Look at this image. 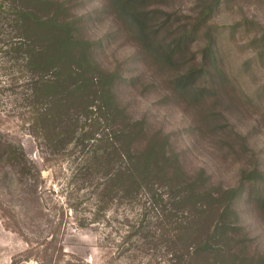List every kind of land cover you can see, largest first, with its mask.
Returning a JSON list of instances; mask_svg holds the SVG:
<instances>
[{
    "label": "trees",
    "instance_id": "obj_1",
    "mask_svg": "<svg viewBox=\"0 0 264 264\" xmlns=\"http://www.w3.org/2000/svg\"><path fill=\"white\" fill-rule=\"evenodd\" d=\"M6 1L16 30L6 45L28 76L34 134L51 153L80 148L98 213L113 203L138 207L132 235L163 264H264V239L240 208L245 197L264 226V141L254 147L257 135L264 140V21L232 25L251 49L237 69L213 23L232 0H194L187 13L179 0H100L91 13L78 12L88 0ZM103 17L114 31L94 39L88 19ZM116 37L133 51L127 66L102 59ZM144 97L152 108L140 106ZM167 108L189 116L192 147L168 129ZM241 121L252 129L238 130ZM3 146L0 158L37 180L23 148ZM198 151L216 164L196 162ZM235 164L239 182L227 185L217 165Z\"/></svg>",
    "mask_w": 264,
    "mask_h": 264
},
{
    "label": "rangeland",
    "instance_id": "obj_2",
    "mask_svg": "<svg viewBox=\"0 0 264 264\" xmlns=\"http://www.w3.org/2000/svg\"><path fill=\"white\" fill-rule=\"evenodd\" d=\"M193 1L179 0L176 5L187 13L195 6ZM5 3L0 9V152L9 143L21 146L34 164L38 178L34 181L18 176L0 158V264H163L161 254L146 250L143 242L132 235L142 218L138 207L113 203L105 214L98 213L100 204L94 186L82 182L80 148L51 153L41 138L35 136L29 102L24 98L28 76L22 71L21 63L12 58L10 45H6L13 41L16 30L8 1ZM228 4L217 10L213 23L219 27V44L223 43L231 65L239 69L250 60L251 49L247 46V35L231 27L245 16L264 21V0L256 3L232 0ZM99 5L100 0H88L78 12L91 13ZM88 30L92 38H104L114 31V24L106 17L98 23L88 19ZM116 39L103 52L102 59L112 62L128 59L127 66L133 59V51L122 44L123 39ZM197 43L199 51L205 43ZM243 81L250 87L256 84L248 76ZM152 102V98L144 97L140 106L152 108L147 105ZM161 112L168 129L180 135L182 145L192 147L196 141L187 134L191 130L189 116L170 108ZM249 129H252L250 122L239 123L238 130ZM255 140L254 147H263L262 135H257ZM199 151L194 156L196 162L216 164ZM217 166L218 175L221 173L227 185L239 182L238 164ZM246 200L243 197L241 201L243 217L252 233H259L264 239V226Z\"/></svg>",
    "mask_w": 264,
    "mask_h": 264
}]
</instances>
